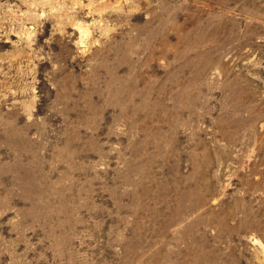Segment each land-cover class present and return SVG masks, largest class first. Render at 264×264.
<instances>
[{"label": "rangeland", "instance_id": "374dc122", "mask_svg": "<svg viewBox=\"0 0 264 264\" xmlns=\"http://www.w3.org/2000/svg\"><path fill=\"white\" fill-rule=\"evenodd\" d=\"M0 264H264V0H0Z\"/></svg>", "mask_w": 264, "mask_h": 264}]
</instances>
